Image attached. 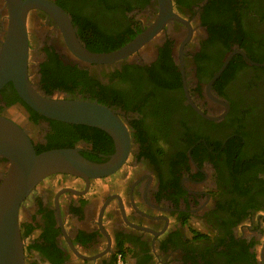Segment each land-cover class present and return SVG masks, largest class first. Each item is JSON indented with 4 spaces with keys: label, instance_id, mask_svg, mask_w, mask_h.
Returning <instances> with one entry per match:
<instances>
[{
    "label": "flooded vegetation",
    "instance_id": "af4514ba",
    "mask_svg": "<svg viewBox=\"0 0 264 264\" xmlns=\"http://www.w3.org/2000/svg\"><path fill=\"white\" fill-rule=\"evenodd\" d=\"M48 1L70 17L87 49L77 18L89 22L98 43L131 32L130 43L160 14L158 0H132L113 12L99 0ZM171 2L179 20L111 65L82 63L49 14H28L32 86L57 99L107 96L131 148L112 176L88 184L59 174L36 186L19 215L25 264H115L118 253L129 264V249L136 264H264V0ZM8 22L0 0V46ZM169 64L175 79L161 92L152 73ZM8 85L0 115L11 119L10 110L22 108L27 121L14 122L36 151L64 144L94 163L115 154V139L102 128L32 120ZM9 166L0 158V184Z\"/></svg>",
    "mask_w": 264,
    "mask_h": 264
},
{
    "label": "water",
    "instance_id": "95a60500",
    "mask_svg": "<svg viewBox=\"0 0 264 264\" xmlns=\"http://www.w3.org/2000/svg\"><path fill=\"white\" fill-rule=\"evenodd\" d=\"M4 1L9 22L0 46V91L12 83L23 102L39 115L63 123L102 128L113 136L116 147L115 154L105 163H94L76 149L38 154L26 131L12 119L0 115V158L8 160L10 165L0 184V264H25L19 215L22 204L36 186L59 174L82 178L88 184L91 180L112 176L126 163L131 148L124 120L114 108L92 100L52 98L32 86L28 76V14L33 10L49 14L58 23L69 50L88 65H111L127 60L148 44L167 22L178 18L173 13L171 0H158L160 14L152 28L116 51L94 53L77 38L70 17L53 2ZM230 58L213 81L225 70Z\"/></svg>",
    "mask_w": 264,
    "mask_h": 264
},
{
    "label": "trees",
    "instance_id": "16d2710c",
    "mask_svg": "<svg viewBox=\"0 0 264 264\" xmlns=\"http://www.w3.org/2000/svg\"><path fill=\"white\" fill-rule=\"evenodd\" d=\"M131 4H132V0H99V5L102 8L109 10L111 12H113L115 10H122L123 11L125 7H128ZM233 4H234L233 2L227 1V2L223 3V6L226 7V10L230 11L231 10L230 7ZM76 22L80 25V33L82 36V40L88 45V49L92 52H95V53H108V52H112L114 50H117V49L123 47L124 45H126L131 37H134L131 35V32H128L130 34V36L125 38V39L124 38L119 39V42H116V39L110 38L108 40H105V42L102 41L101 43H98L95 40V36L91 32L92 26L87 24V23H89L88 21L79 20L77 18ZM165 64H168V62H165ZM219 65L220 64H218V66ZM170 70H171V65L169 64V65L163 66V68H161L160 72L158 70V71L152 73L151 80L155 84L157 90H159L161 92H166L172 86V84L174 82L173 80L175 79V77H172L170 75V72H169ZM63 71H64V74H63L64 76L72 77L71 71H68L66 69H64ZM58 75H61L59 67H58ZM65 83L66 82H58V86H62ZM8 86L12 87V84H9ZM18 99L20 100V102L23 103V101L20 98H18ZM100 103L107 105V106H110V107L116 105V102L110 101V99L107 96H102L100 99ZM28 109L31 112V115H32L31 119L32 120L38 121L41 118L38 113H36L35 111H33L30 108H28ZM60 147L65 148L66 146H64V144H59L58 149H61ZM42 152L43 151H37L38 154L42 153Z\"/></svg>",
    "mask_w": 264,
    "mask_h": 264
},
{
    "label": "rangeland",
    "instance_id": "374dc122",
    "mask_svg": "<svg viewBox=\"0 0 264 264\" xmlns=\"http://www.w3.org/2000/svg\"><path fill=\"white\" fill-rule=\"evenodd\" d=\"M9 115L13 121H27L25 111L22 108L11 109Z\"/></svg>",
    "mask_w": 264,
    "mask_h": 264
},
{
    "label": "built area",
    "instance_id": "2783aa9c",
    "mask_svg": "<svg viewBox=\"0 0 264 264\" xmlns=\"http://www.w3.org/2000/svg\"><path fill=\"white\" fill-rule=\"evenodd\" d=\"M115 264H126V258L123 253H118L116 255V263Z\"/></svg>",
    "mask_w": 264,
    "mask_h": 264
},
{
    "label": "crops",
    "instance_id": "0c3cea01",
    "mask_svg": "<svg viewBox=\"0 0 264 264\" xmlns=\"http://www.w3.org/2000/svg\"><path fill=\"white\" fill-rule=\"evenodd\" d=\"M129 257H128V263L129 264H136V259L133 258V251L129 249Z\"/></svg>",
    "mask_w": 264,
    "mask_h": 264
}]
</instances>
